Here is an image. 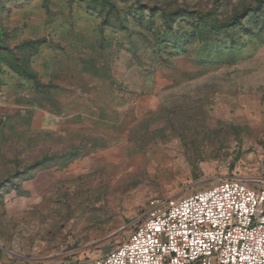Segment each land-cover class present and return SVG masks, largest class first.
<instances>
[{"label": "rangeland", "instance_id": "1", "mask_svg": "<svg viewBox=\"0 0 264 264\" xmlns=\"http://www.w3.org/2000/svg\"><path fill=\"white\" fill-rule=\"evenodd\" d=\"M263 164L264 0H0V264L100 256Z\"/></svg>", "mask_w": 264, "mask_h": 264}, {"label": "built area", "instance_id": "2", "mask_svg": "<svg viewBox=\"0 0 264 264\" xmlns=\"http://www.w3.org/2000/svg\"><path fill=\"white\" fill-rule=\"evenodd\" d=\"M264 164L168 202L151 201L127 238L93 258L48 264H264Z\"/></svg>", "mask_w": 264, "mask_h": 264}, {"label": "bare ground", "instance_id": "3", "mask_svg": "<svg viewBox=\"0 0 264 264\" xmlns=\"http://www.w3.org/2000/svg\"><path fill=\"white\" fill-rule=\"evenodd\" d=\"M57 225V224H56ZM49 227V226H48Z\"/></svg>", "mask_w": 264, "mask_h": 264}, {"label": "trees", "instance_id": "4", "mask_svg": "<svg viewBox=\"0 0 264 264\" xmlns=\"http://www.w3.org/2000/svg\"><path fill=\"white\" fill-rule=\"evenodd\" d=\"M234 23H235V21H234Z\"/></svg>", "mask_w": 264, "mask_h": 264}]
</instances>
